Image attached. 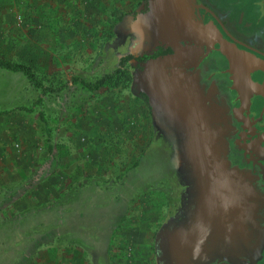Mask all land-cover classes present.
Segmentation results:
<instances>
[{
  "label": "rangeland",
  "instance_id": "1",
  "mask_svg": "<svg viewBox=\"0 0 264 264\" xmlns=\"http://www.w3.org/2000/svg\"><path fill=\"white\" fill-rule=\"evenodd\" d=\"M142 1L0 0V58L62 88L0 69V264H159L158 232L171 264L246 248L251 187L194 84L158 60L70 81L176 39L159 0L133 16Z\"/></svg>",
  "mask_w": 264,
  "mask_h": 264
},
{
  "label": "flooded vegetation",
  "instance_id": "2",
  "mask_svg": "<svg viewBox=\"0 0 264 264\" xmlns=\"http://www.w3.org/2000/svg\"><path fill=\"white\" fill-rule=\"evenodd\" d=\"M148 2L143 0L133 16L146 12ZM184 3L180 10L189 24L180 33L174 29L176 39L132 60L141 70L149 61L176 58L169 69L201 92V107L215 112L208 122L222 139L223 156L247 176L248 201L256 214L247 225V246L235 255L239 262H230L234 256L227 254L226 261L211 264H264V0Z\"/></svg>",
  "mask_w": 264,
  "mask_h": 264
},
{
  "label": "water",
  "instance_id": "3",
  "mask_svg": "<svg viewBox=\"0 0 264 264\" xmlns=\"http://www.w3.org/2000/svg\"><path fill=\"white\" fill-rule=\"evenodd\" d=\"M184 1L185 0H159V2H161L159 9L163 14H166L170 17L178 18L179 21H182V22H176V26L174 28L172 27V29H171L172 32H170L171 35L169 36V38H172V37L175 38L176 37L175 33L179 32L181 30V27L183 26V24H186V25L189 24V21H187V18L185 20V15H183L181 13V10H180L182 5H185ZM191 24L193 25L194 23H191ZM174 29H176L177 32L174 31ZM157 60H158V63H159V61H162V63H163L162 65H157L158 67H164V68L169 69L170 61H174L176 59H175V57H169V58L164 57V58H159ZM171 71H173V70H171ZM147 97H148V95H147ZM218 140H219L218 141L219 147L221 148V151H222V145H221L222 139H221V137L218 136ZM246 222L247 221H245L243 219L241 221V228H240L241 232L239 234L240 237L246 238L247 229L243 228L244 225H246ZM247 225H249L248 222H247ZM158 233L156 234V239H155L156 247H158V250L160 252L158 257H157L158 263L159 264H171L169 262V260L164 257V253L162 251L161 245L159 244ZM225 255H226L225 253H221L220 251H216L213 254L207 253V255L204 256L203 257L204 259H202V260L201 259L198 260L199 257L196 260L190 259L188 257H185V258L183 257L181 259V261H179V262L177 261L175 264H211L216 259H218L219 262L220 261H226L227 259H226ZM233 256L234 257H231V259L228 258V260L230 262H236V261L239 262L240 261L239 259L235 258L236 257L235 255H233Z\"/></svg>",
  "mask_w": 264,
  "mask_h": 264
},
{
  "label": "trees",
  "instance_id": "4",
  "mask_svg": "<svg viewBox=\"0 0 264 264\" xmlns=\"http://www.w3.org/2000/svg\"><path fill=\"white\" fill-rule=\"evenodd\" d=\"M149 55L143 54L142 56L135 57L133 54H126L119 57L117 66L111 71L104 73L100 77L96 78L95 80L89 81L86 80L80 76H73L70 81L76 84H79L81 87L86 88L91 91L98 90L100 88H103L107 83H109L112 79L115 77L121 75L123 73V68L127 64L128 61L132 59H144L147 58ZM0 69H4L10 72H16L21 73L23 76H25L29 82L39 88L42 93H54L60 91L62 88H50L47 86H44L41 81L37 78L35 73L32 70V67L25 64V63H18V62H12L6 59L0 58ZM64 87V85H63ZM145 98L148 97L145 96Z\"/></svg>",
  "mask_w": 264,
  "mask_h": 264
},
{
  "label": "crops",
  "instance_id": "5",
  "mask_svg": "<svg viewBox=\"0 0 264 264\" xmlns=\"http://www.w3.org/2000/svg\"><path fill=\"white\" fill-rule=\"evenodd\" d=\"M70 259H76L74 256H72ZM119 259V258H118ZM118 259L116 258V256H114V257H112V258H110L109 256H107V259L106 260H111V261H113V262H116V264H118L117 263V261H118ZM110 261V262H111ZM109 264V263H108ZM114 264V263H113ZM121 264V263H120Z\"/></svg>",
  "mask_w": 264,
  "mask_h": 264
}]
</instances>
